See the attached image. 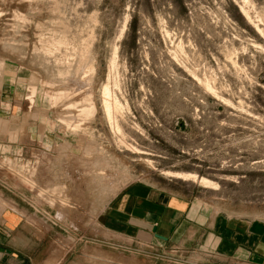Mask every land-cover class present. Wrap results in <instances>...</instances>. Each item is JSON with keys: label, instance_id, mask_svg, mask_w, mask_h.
<instances>
[{"label": "rangeland", "instance_id": "obj_1", "mask_svg": "<svg viewBox=\"0 0 264 264\" xmlns=\"http://www.w3.org/2000/svg\"><path fill=\"white\" fill-rule=\"evenodd\" d=\"M247 6L249 20L233 0H0L2 184L46 203L76 248L95 246L104 201L140 180L264 216V0ZM107 245L118 264L173 258Z\"/></svg>", "mask_w": 264, "mask_h": 264}, {"label": "crops", "instance_id": "obj_2", "mask_svg": "<svg viewBox=\"0 0 264 264\" xmlns=\"http://www.w3.org/2000/svg\"><path fill=\"white\" fill-rule=\"evenodd\" d=\"M27 195L25 186L0 181V264H118L117 247L107 245L118 240L166 250L168 264H264V216L214 209L173 183L119 188L95 216V246L83 248L44 214L46 203Z\"/></svg>", "mask_w": 264, "mask_h": 264}, {"label": "bare ground", "instance_id": "obj_3", "mask_svg": "<svg viewBox=\"0 0 264 264\" xmlns=\"http://www.w3.org/2000/svg\"><path fill=\"white\" fill-rule=\"evenodd\" d=\"M237 5H238V7H239V9H240V11H241V13L244 15V16H246L247 18H248V20L249 19H251L250 18V15H249V13H248V10H247V8H248V0H233ZM251 21V20H250ZM255 28H256V30L257 31H259V32H261L262 31V28L259 26V25H257V24H255ZM113 64V63H112ZM103 93H104V104H103V108H104V111H105V114H106V117L109 119V120H111V119H113L112 117H113V112H114V109H116V107L117 106H120L119 105V103H118V100H117V98H116V96H114V98H113V101H114V108H113V105H112V103H110V98H111V92H110V90H109V87L108 86H106L104 89H103ZM112 99V98H111ZM118 108V107H117ZM114 120V119H113ZM113 120H111L112 121V123H113ZM113 125V124H112ZM115 125H116V128L117 129H119V125H118V123L116 122L115 123ZM167 173V172H166ZM173 173V172H172ZM168 174V173H167ZM171 174V173H170ZM175 175L177 176V177H184L185 179H190V180H192V181H197V182H199V184L200 185H202V186H205V187H208L209 185H210V182L208 181V180H206V179H204V178H198L195 174H187V175H184V174H180V173H176L175 172ZM171 176V175H170ZM36 186V185H35Z\"/></svg>", "mask_w": 264, "mask_h": 264}, {"label": "water", "instance_id": "obj_4", "mask_svg": "<svg viewBox=\"0 0 264 264\" xmlns=\"http://www.w3.org/2000/svg\"><path fill=\"white\" fill-rule=\"evenodd\" d=\"M156 235H158V234H156ZM159 236V235H158Z\"/></svg>", "mask_w": 264, "mask_h": 264}]
</instances>
